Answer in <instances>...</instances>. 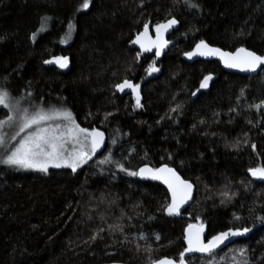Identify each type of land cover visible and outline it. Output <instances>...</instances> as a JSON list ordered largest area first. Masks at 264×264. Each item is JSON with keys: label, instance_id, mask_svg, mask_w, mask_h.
Instances as JSON below:
<instances>
[{"label": "trees", "instance_id": "trees-1", "mask_svg": "<svg viewBox=\"0 0 264 264\" xmlns=\"http://www.w3.org/2000/svg\"><path fill=\"white\" fill-rule=\"evenodd\" d=\"M83 2L0 0V37H6L0 43V84L6 83L17 97L31 91L33 103L70 109L80 125L99 127L109 139L119 128L128 135L117 137L112 147L116 160L134 147L126 167L167 164L195 185V196L183 215L169 217L163 211L169 198L162 185L139 181L109 165L97 166L102 154L76 173L0 166V264H148L147 245L154 249V258L178 260L185 249V228L197 217L207 225L208 236L233 226L252 227L250 219L236 222L233 214L249 218L248 209L264 203V195L257 196L264 194V184L247 175L249 168L264 164V122L260 127L247 123L261 119L248 105L264 100V72L241 76L224 72L216 59L189 64L182 56L201 39L224 50L246 47L264 55V0H195L202 10L187 9L183 0H92L89 9L77 11ZM45 16L51 19L41 34ZM173 16L180 23L163 58L137 57L130 42L144 24L155 27ZM69 22L75 25L74 37L61 43ZM33 33H38L35 42ZM56 56L69 58L66 72L43 63ZM155 59L160 71L143 86L144 107L133 110L135 101L115 95L114 85L146 77ZM209 73L215 77L209 88L192 96ZM241 89L245 96L237 103ZM177 103L182 114L170 113ZM108 112L114 115L105 121ZM166 113L174 119H161ZM245 134L249 146L239 151L226 146ZM229 182L238 195L221 205L219 193ZM121 210L123 220L118 219ZM110 224H123L124 234L106 230L103 239L90 240L96 229ZM141 233L147 241L138 239ZM124 235L130 242H124ZM234 244L248 249L251 264H264V225ZM190 259L192 264L200 260Z\"/></svg>", "mask_w": 264, "mask_h": 264}, {"label": "snow or ice", "instance_id": "snow-or-ice-1", "mask_svg": "<svg viewBox=\"0 0 264 264\" xmlns=\"http://www.w3.org/2000/svg\"><path fill=\"white\" fill-rule=\"evenodd\" d=\"M91 2L92 0H84L77 11L89 9ZM183 4L189 10H202L201 5L195 2V0H183ZM50 19L51 17L48 16L41 18L39 33L47 30ZM179 23L180 21L173 16L164 23L156 24L155 40L149 37V25L146 23L144 24L143 32L138 34L132 43L139 45L143 52H150L155 48V55L159 57L163 49L169 44V41L164 39V34ZM74 31V23L69 22L68 31L60 42L67 43L71 39ZM241 35H243V31ZM5 39L6 37H0V43ZM31 39L35 42L37 33H33ZM139 55L140 53L137 54V57ZM185 55L189 60L197 56L218 57L225 68L238 69L240 72L257 73L258 69L260 72H264V67H262L264 66V55H259L255 51L245 47H238L235 51L231 52L223 51L219 47L210 46L209 43L201 39L199 43L195 44L194 49L186 52ZM43 63L46 65H56L60 69H67L69 67V58L66 56H56L52 59L44 60ZM145 71L148 76H151L153 73H158L160 68L156 67L155 61H153ZM7 80L8 77H4V81L7 82ZM212 80V75L204 76L199 88L192 92L191 95L196 96L201 89H207L209 82ZM114 87L116 92L120 93H124L126 89L131 91L135 99L133 110L144 107L141 103V85L139 83H133L130 79L125 78L122 83L115 84ZM244 96L245 89H241L237 103H239L240 97ZM32 97L33 93L31 91H27L26 94L22 93L18 97L14 96L8 89L6 83L0 84V107L6 110L4 113L5 118L0 119V165L15 170H30L43 174H47L50 168H68L71 169L72 173H76L79 168L93 160V157L105 147V133L103 131L95 127L91 129L81 127L70 109L54 105L45 107L42 101L39 104L33 103ZM25 102H27V106H25ZM248 109H254L261 119L255 123L252 120H248L247 123L252 125V127H260L262 122H264V100H261L259 103L249 104ZM169 112L182 114V105L177 103L175 107L169 108ZM229 112L239 115L236 108H230ZM113 115L114 113L111 112L105 113L104 120L107 121ZM214 115L219 116V113H215ZM165 118L174 119L167 113L161 119ZM214 122L218 123L219 121ZM229 122H231V118ZM157 123H160V121H157ZM199 123L203 125L205 121L200 120ZM195 128L196 125L194 124L193 129ZM115 131L116 136L109 139L107 154L102 153L103 158L95 161L97 166L109 165L115 168L116 172L124 173L130 177H139L141 180L161 181L167 186L168 192L171 195V200L166 204L163 211L169 217L179 216L184 205L194 199V184L189 180L183 179L175 168L167 164L161 167H150L148 164H145L137 170L126 167L124 161H129L136 150L133 147L121 160H116L113 156L112 147L117 145V137L127 136L128 134L121 133L119 128ZM207 134L205 133V135ZM249 143L250 140L247 134H245L243 140L237 138L235 143L226 146L239 151L242 145L246 147L249 146ZM250 146L255 152L256 144L251 143ZM168 159H172L171 154H169ZM183 163V161L180 162L181 166H183ZM103 171L104 169H101V174H103ZM116 172H113L112 175L114 176ZM247 172L255 180L264 181V164L251 167ZM251 183L252 181H249V184ZM241 185L244 186L246 191L249 190L248 185H245L243 181H241ZM219 195L221 197L220 204L225 205L232 203L238 193L232 191L229 182V184H225L224 190L220 191ZM261 195L264 194H257L258 197ZM112 203L115 202L113 201ZM248 211L250 213L249 218L234 213L233 219L236 222H243L246 219H250L252 227L242 225L229 227L227 230L212 235L210 239H207V242H205L204 236L205 224L203 222L197 224L189 223L184 231V241L187 247L180 253L178 261L167 257L154 258L151 255L154 249L151 245H147L145 252L149 254L148 264H192L191 259L188 258V254L195 253L201 254L199 257L201 264H251L248 249L244 247L230 249L231 255L224 253L221 256L224 248H228L229 245L237 242L235 238L247 236L257 224L264 225V214H260L264 213V203L259 205L254 203ZM100 219L105 221L103 215H101ZM118 219H125L123 210H121V215ZM149 219H152V217ZM196 219L199 220V217ZM106 230L109 234L115 232L124 234L125 226L123 224H110L107 229L100 227L95 230L90 240L94 242L98 237L103 239L101 233ZM138 239L147 241L148 237L141 233ZM155 240L157 242L160 240L158 234L155 235ZM124 242H130L127 235H124ZM85 243H88V241H85ZM136 250L140 251L139 244L136 245Z\"/></svg>", "mask_w": 264, "mask_h": 264}, {"label": "water", "instance_id": "water-1", "mask_svg": "<svg viewBox=\"0 0 264 264\" xmlns=\"http://www.w3.org/2000/svg\"><path fill=\"white\" fill-rule=\"evenodd\" d=\"M164 22H166V21H164ZM164 22H162V23H164ZM148 25H149V37L152 39V40H155V38H156V33L154 32V33H152V31H151V29H152V24L151 23H147ZM177 26H175L174 28H172V29H170L167 33H165L164 34V39H166V40H168L169 41V36L171 35V33L175 30V28H176ZM143 30H144V27H143V29L138 33V34H140V33H142L143 32ZM138 34H136L133 38H132V40H131V42H130V48L131 49H133V50H137V51H139L143 56H146V55H150V56H155V58L157 59V61H159V60H161L162 58H163V56L168 52V50H169V48H170V42H169V44H168V46L166 47V48H164L163 49V51L161 52V55L159 56V57H157L156 55H155V52H156V49L155 48H153L152 49V51H150V52H143V50L142 49H140V47H139V45H137V44H134V43H132V41H134L135 39H136V37H137V35ZM199 43V42H198ZM210 45V44H209ZM210 46H212V47H218V46H213V45H210ZM194 47H195V45L189 50V51H192L193 49H194ZM220 48V47H219ZM246 48V47H245ZM221 50H223V51H229V50H224V49H222V48H220ZM248 49V48H247ZM250 50V49H249ZM189 51H187V52H189ZM235 51V50H234ZM231 52V51H230ZM186 53V52H185ZM185 53L183 54V56H182V58H183V60L185 61V62H187V63H189V64H191V63H193V62H196V61H199V60H202V61H210V60H214V59H216V60H218L219 61V63H220V67H221V69L224 71V72H226V73H233V74H237V75H241V76H247V75H257L259 72H260V70L258 69L257 70V73H246V72H240L238 69H229V68H225L224 67V65H223V63L219 60V58L218 57H199V56H197V57H193L191 60H189L188 58H187V56L185 55ZM46 65V64H45ZM54 66H56V65H54ZM60 71H62V72H66L67 70H68V68L67 69H60L58 66H56ZM262 67H264V66H262ZM210 75H212V74H210ZM213 76V79H214V75H212ZM132 81V80H131ZM213 81V80H212ZM212 81H210L209 82V85H210V83L212 82ZM123 82V81H122ZM121 82V83H122ZM133 82V81H132ZM134 83V82H133ZM140 85H141V89H142V84L141 83H139ZM140 89V90H141ZM204 90H206V89H201L200 91H204ZM115 93L117 94V95H119V96H125V95H131L132 97H133V95L131 94V91L130 90H128V89H126L125 90V92L124 93H120V92H116V90H115ZM134 98V97H133ZM99 129V128H98ZM100 131H103V130H101V129H99ZM104 132V131H103ZM105 133V132H104ZM107 144H108V137H107V134L105 133V147L104 148H102L101 150H100V152H98L97 153V155H100V154H102L104 151H105V149L107 148ZM145 164H143V165H141L140 167H143ZM149 165V164H148ZM164 165V164H163ZM163 165H160V166H158V167H161V166H163ZM150 167H152L151 165H149ZM171 167V166H170ZM139 168V167H138ZM247 175L250 177V179H252L253 181H255V182H258V183H262V184H264V181H259V180H255L254 178H252L249 174H248V172H247ZM180 176L183 178V176L180 174ZM139 181H145V182H153V183H158V184H160V185H162L165 189H166V191H167V193H168V198H169V200H168V203L170 202V200H171V195H170V193L168 192V189H167V186L165 185V184H163L161 181H153V180H141L139 177H136ZM183 179H185V178H183ZM187 180V179H186ZM191 182V181H190ZM195 191H196V188H195V185H194V192H193V196H195ZM192 201L193 200H191V201H189V203L188 204H186V205H184V207L181 209V214L184 212V211H186L187 210V208L190 206V204L192 203ZM180 214V215H181ZM167 215V214H166ZM179 215V216H180ZM168 216V215H167ZM172 217H178V216H172ZM192 224H196V223H192ZM261 226H263V225H260V224H257L256 225V227H254L253 228V231L251 232V233H249L247 236H245V237H238V238H235L236 239V241L237 240H240V239H246V238H249L250 236H251V234L252 233H254L256 230H258ZM187 227V226H186ZM186 229V228H185ZM227 230V229H226ZM224 231V230H223ZM218 233V232H217ZM216 234V233H215ZM215 234H213V235H215ZM204 236H205V242H207V239H210L211 238V236L212 235H210V236H208V228H207V225H205V233H204ZM185 242V241H184ZM187 247V245H186V243H185V248ZM222 248H223V246H222ZM225 249V248H224ZM184 251V250H183ZM195 256H197V257H200L201 256V254H199V253H195V254H188V258H191V257H195ZM162 258H165V257H162ZM167 258H170V257H167ZM176 260V259H175ZM178 261V260H177ZM103 264H126V263H120V262H110V263H103Z\"/></svg>", "mask_w": 264, "mask_h": 264}, {"label": "flooded vegetation", "instance_id": "flooded-vegetation-1", "mask_svg": "<svg viewBox=\"0 0 264 264\" xmlns=\"http://www.w3.org/2000/svg\"><path fill=\"white\" fill-rule=\"evenodd\" d=\"M151 24H152V23H151ZM177 26H178V25H177ZM176 28H177V27H176ZM176 28H175V30H176ZM175 30H174V31H175ZM151 31H152V33L155 32V29H154L153 26H152ZM174 31H173V32H174ZM173 32H172V33H173ZM172 33H171V34H172ZM137 34H138V33H137ZM170 36H171V35H170ZM170 36H169V37H170ZM169 42H170V39H169ZM135 51H137V50H135ZM137 52H139V51H137ZM139 53H140V52H139ZM140 54H141V53H140ZM141 55H142V54H141ZM153 57H155V56H153ZM210 74H212V73H209L208 75H210ZM212 75H214V74H212ZM214 78H215V77H214ZM149 79H150V76L147 75L146 77H144V78H142V79H139L138 81H135L134 79H130V80H132L134 83H141V84H142V89H141V96H142L143 86H144V84L146 83V81L149 80ZM202 80H203V79H202ZM202 80H201V81H202ZM120 83H121V82H120ZM210 84H211V83H210ZM199 85H200V84H199ZM209 86H210V85H209ZM198 88H199V87H198ZM208 88H209V87H208ZM208 88H207V89H208ZM207 89H206V90H207ZM204 91H205V90H204ZM115 95H117V94L115 93ZM125 96H129L133 101H135V99H134L130 94H129V95H125ZM125 96H121V97H125ZM92 128H93V127H92ZM95 128H99V127H95ZM99 129H100V128H99ZM101 130H102V129H101ZM103 131H104V130H103ZM104 132H105V131H104ZM105 133L107 134V132H105ZM107 137H108V143H109V136H108V134H107ZM107 145H108V144H107ZM106 149H107V148H106ZM106 149H105V150H106ZM192 202H193V201H192ZM190 205H191V204H190ZM189 207H190V206H189ZM189 207H188V208H189ZM188 208H187V209H188ZM186 211H187V210H186ZM186 211H184L183 213H185ZM183 213H182L181 215H183Z\"/></svg>", "mask_w": 264, "mask_h": 264}, {"label": "rangeland", "instance_id": "rangeland-1", "mask_svg": "<svg viewBox=\"0 0 264 264\" xmlns=\"http://www.w3.org/2000/svg\"><path fill=\"white\" fill-rule=\"evenodd\" d=\"M154 29H155V27H154ZM47 30H48V27H47ZM45 32V31H44ZM43 32V33H44ZM75 32V31H74ZM74 32H73V34H72V37H71V39L70 40H72L73 39V37H74ZM42 34V33H41ZM37 35H38V33H37ZM69 40V41H70ZM153 63V62H152ZM155 64H156V59H155ZM156 67H158L157 65H156ZM25 106H27V105H25ZM0 111H3V113H5L6 112V110L5 109H3L2 107H0ZM3 118H5V117H3ZM2 118V119H3ZM78 123V122H77ZM81 127H85V126H83V125H80ZM85 128H87V127H85ZM89 129H91V128H89ZM94 158V157H93ZM0 166H4V165H0ZM191 223H200V221L199 220H195V221H192ZM240 248V246L238 245V244H232V245H229V247L228 248H225L224 249V252H222L221 253V256H223V254L224 253H229L230 255L232 254L231 252H230V249H239ZM194 264H201V260H199V261H195L194 262Z\"/></svg>", "mask_w": 264, "mask_h": 264}]
</instances>
